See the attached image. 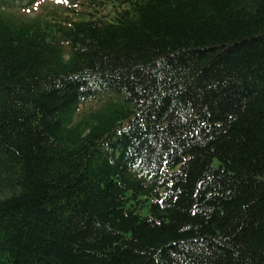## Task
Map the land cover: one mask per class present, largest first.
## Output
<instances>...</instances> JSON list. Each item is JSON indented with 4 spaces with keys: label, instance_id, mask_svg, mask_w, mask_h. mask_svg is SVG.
<instances>
[{
    "label": "trees",
    "instance_id": "trees-1",
    "mask_svg": "<svg viewBox=\"0 0 264 264\" xmlns=\"http://www.w3.org/2000/svg\"><path fill=\"white\" fill-rule=\"evenodd\" d=\"M37 1L0 0V264H264V0Z\"/></svg>",
    "mask_w": 264,
    "mask_h": 264
},
{
    "label": "rangeland",
    "instance_id": "rangeland-1",
    "mask_svg": "<svg viewBox=\"0 0 264 264\" xmlns=\"http://www.w3.org/2000/svg\"><path fill=\"white\" fill-rule=\"evenodd\" d=\"M74 0H39L32 9L21 11L22 16L24 17H33L38 14L43 9H50V7L63 8L68 4H73ZM96 103L94 101H85L79 107V113L86 111L88 108L95 107Z\"/></svg>",
    "mask_w": 264,
    "mask_h": 264
}]
</instances>
